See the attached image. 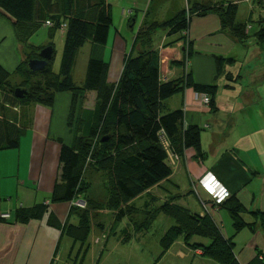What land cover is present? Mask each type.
<instances>
[{"label":"crops","instance_id":"0c3cea01","mask_svg":"<svg viewBox=\"0 0 264 264\" xmlns=\"http://www.w3.org/2000/svg\"><path fill=\"white\" fill-rule=\"evenodd\" d=\"M46 2L37 0L38 11L40 9L37 21L47 20L41 17V13H50ZM106 2L110 3L109 0ZM125 3L132 9L124 10L118 27L113 16L114 44L119 42L118 35L123 37V28L129 27L132 31L131 53H128V47L123 50L113 45L111 50L107 46L103 49V52L110 51L109 60L97 54L110 64V82L119 80L126 56L137 53L133 44L141 29L155 22L166 23L185 10L183 0H125ZM186 4L191 9L195 5L206 8L234 4L237 21L250 22L252 26L247 38L240 41L222 28L215 12L205 15L195 12L188 29L194 52L187 59V49L182 40H178L182 33L170 35L166 31L170 28L161 27L156 33L154 45L160 52L163 82L191 74L198 84L216 83L218 86L211 105H203L192 86L178 91L165 102L169 110L183 109L186 126L202 128L205 157H198L194 148H188L179 161L181 171L175 173L174 168L167 179L126 202L130 209L124 210L123 214L112 209L109 222L103 223L98 219L100 213L95 212V225L100 232L95 240L104 232L109 238L102 250L95 240L97 251L91 247L85 250V243L82 245L68 232H63L65 223L78 226L81 221L79 213L72 212L73 202L52 205L46 196L52 194L60 179V158L56 163L62 143L71 145L69 142L76 136L74 128L80 117L82 125L86 126L84 118L96 107V93L88 94L83 104L77 103L76 119L71 127L73 95L70 91L57 92L52 107L33 103L30 125L23 133L20 145L0 151V213H12L9 220L0 218V264H139V260H144V255L139 258L138 254L143 253L139 247L144 248L140 244L147 228L159 219L164 222L156 240L159 249L163 250V238L175 224L174 219L158 210L166 201L194 215L209 217L224 237L233 241L239 264H264L259 257L264 256V45L255 35L261 28L259 20L264 17V0H186ZM93 9L87 12L95 21L98 10ZM5 22L0 19V65L14 72L25 58L26 45L22 44L14 27L10 31L12 40L7 44ZM32 36L27 44L34 45L30 43ZM100 47L92 42L95 51L100 52ZM208 172L215 174L232 193L223 206L214 204L199 184L200 178ZM161 195L166 199L160 200ZM236 202L244 207L242 216L248 223L238 231L228 209ZM43 204L48 209L39 218L25 223L13 221L17 210ZM151 212L154 214H149ZM52 216L59 227L50 222ZM184 240L181 237L174 241L159 260L160 252L154 247L150 263L172 264L169 258L174 257L189 264H221L204 255L203 247L211 243L209 238L192 236L188 244ZM193 244L204 246L194 248ZM116 253L120 258L113 259ZM124 255H128L126 260Z\"/></svg>","mask_w":264,"mask_h":264},{"label":"trees","instance_id":"16d2710c","mask_svg":"<svg viewBox=\"0 0 264 264\" xmlns=\"http://www.w3.org/2000/svg\"><path fill=\"white\" fill-rule=\"evenodd\" d=\"M85 1L87 6L82 7V0H62L65 16H61L52 5L48 6V15L41 13V17L47 19L44 22H54V27L50 29L61 28L63 23H67L61 69L57 74L53 70L56 54L53 44L49 45L54 48L53 56L45 69L33 72L29 67V60L39 58L40 51L46 47L27 44L44 23L42 20L37 21L40 12L37 0H0V19H7L13 24L20 40L27 47L25 58L14 72L0 65V104L3 105L0 114V151L20 145L21 137L30 125V106L33 103L52 107L57 92L70 91L73 95L69 119L71 127L76 119L77 103L83 104L88 94L95 92L96 107L84 118L86 126L82 125L81 118L77 123L80 133L76 130V144L71 146L62 143L60 179L55 184L52 199L53 202H73L82 198L83 193L90 188L85 171L94 167L110 174L109 204L115 209L167 179L174 172L171 154L182 158L186 149L194 148L198 157H205L202 151V128L197 125L186 126L183 109L169 110L165 102L178 91L192 86L199 94H208L211 105L218 86L216 83L198 84L191 74L163 82L160 52L154 45L158 30L155 26L143 28L137 33L133 44L137 53L126 56L123 72L117 82L109 81V62L92 53L84 86H78L73 78V69L80 49L88 40L96 45L106 44L114 25L112 4L106 0ZM53 3L56 6L57 2ZM93 8L98 10L95 21L87 12ZM211 11L220 17L224 30L240 41L247 38L251 23L237 21V7L233 4L210 5L206 8L195 5L190 12L183 10L164 26L170 28V35L181 34L189 29L195 12L205 15ZM259 23L261 28L255 35L264 45V17ZM187 44L185 59L194 52L192 42L188 40ZM14 75L24 77L23 86L12 82ZM17 87H26L29 93L20 99L15 96ZM6 107L16 110L21 108L18 121L7 117ZM90 201L87 200L89 210L96 209L95 204L99 203ZM47 209L46 204L27 210L19 209L14 213L13 221L28 222L39 218ZM228 209L237 231L248 225L242 216V204L236 202ZM158 210L175 221L163 238L164 251L181 237L188 241L192 236H200L211 240L209 245H202L204 255L221 264H239L233 241L226 239L209 217L194 215L181 206L169 203L162 204ZM72 212L79 213L81 221L78 226L65 223L63 232H68L83 245L91 231L90 211L73 205ZM123 213L121 209L119 215ZM50 222L60 226L53 216ZM202 246L193 244L195 248Z\"/></svg>","mask_w":264,"mask_h":264},{"label":"rangeland","instance_id":"374dc122","mask_svg":"<svg viewBox=\"0 0 264 264\" xmlns=\"http://www.w3.org/2000/svg\"><path fill=\"white\" fill-rule=\"evenodd\" d=\"M46 1H47L46 2L47 4L45 3L46 5H48V6L52 5L57 10V12L59 11V13H61V16H65V11L62 9V4H63L61 2L62 0H46ZM53 2H57L56 6L54 5ZM82 2H83V4H81V6L82 7H86L87 6L86 5L87 2L85 0H82ZM109 2L112 4L113 16H114V18L116 20L117 27H118L119 23L122 21V18L124 16V14H123L124 10L129 11L130 9H132V7H131V5L127 6L126 3H125V0H109ZM183 7L185 9L187 8L186 12L187 11H189V12L191 11V8L189 6L187 7L186 0H183ZM262 11H263V9H262ZM92 12L93 11H91L90 14H92ZM1 20L6 21L5 22V24H6L5 30H7V35H8L7 44H8L12 40V37L10 36V31L12 32V28L14 26L7 19H1ZM53 24H54V22H53ZM164 24L165 23L160 24L159 22H155L154 24H152L150 26L151 27L155 26V27H157L159 29L160 27L161 28H165ZM50 28H52V27H47L45 25V22H44L42 24V26L40 28H38L37 32H35L33 34L32 38L30 40V43H32L34 45L41 46V45H44L46 43H50L51 42L54 45L56 54H55L54 62H53V70H54L55 73L59 74L60 73V69H61L62 56H63V50H64V45H65V37H66L67 27L64 26L63 28L61 27V28L52 29V30H50ZM169 30H166V31L169 32ZM115 32H116V27L113 25L112 28H111L110 35L108 37V42L106 44H104V45H101V47H100L101 51L100 52H97V51H95V49L92 48V41L91 40H88L86 42V44L84 45V47H82L80 49V51H79V53L77 55V59H76V63H75L74 69H73V78H74V80H75V82L77 83L78 86H81V87L84 86V82H85L86 75H87V70H88V64H89V60H90V57H91L92 53H96V54H98V55H100V56H102V57H104V58L109 60L110 59V55H111L110 51L103 52V49L105 48V46H107L111 50V47L113 45H116V47H120L123 50L128 47L127 48L128 53H131V50H132L131 49V46H132V34H131L132 31H131V29L129 27H127V26L124 27L123 28V37H120L118 35L120 43L118 42L116 44H114L115 41H116L115 38H114ZM182 35L183 36H182L181 40H182L185 48L187 49V45H188L187 43H188V40H189L188 34L182 33ZM26 49H27V47H26ZM38 78L39 77L33 78V81H36ZM23 79H24V77L23 78L22 77H18V78L15 77L14 78V76H13L12 77V82L14 84H16L17 86H23V83H24ZM2 106L3 105L0 104V114H2V112H1V107ZM6 110H7L6 114H7L8 118H10L12 120H17V121L19 120L20 113H21V108L19 110L18 109L16 110V109H13L11 107H6ZM76 130L79 131L77 125H75V128H74V135L76 134ZM79 133H80V131H79ZM69 143L71 144V146L75 145L76 144V139L74 138L73 141H71ZM58 162H59V157L57 156L56 165L58 164ZM181 168H182V166L178 163L177 166H176V172L175 173L181 171ZM102 171L103 172H99L94 167H92L89 170L85 171V179L90 183V188L86 192L83 193L82 198H85L86 202H87V200L89 202H92L90 200H93V201H96L97 203H99V204H95L97 208L96 209H92V210H89L88 203H86V206L83 207V208L79 207L80 209L85 210L87 212L90 211L89 212L90 213L89 216L91 217V222H92L91 223L90 234L88 236V239L85 242V250L87 248L91 247L92 248L91 250H93L95 248L94 250L97 251V248H98V247L96 248L97 245H99V247L102 250L105 247V243L107 242V240L104 239L103 241L99 242L100 244H97L98 238L102 237V235L97 237L96 240H95V237L100 233L98 231V227L95 225V220H94L95 219V216H94L95 212H99L100 213L99 216H98V219L100 221H102L103 223H108L110 218H111V214H112V207L109 204L110 195H108V194H110V184H111L110 178H111V176H110V174L107 171H104V170H102ZM157 194H158V191H157ZM46 197H47V199L51 200V204L52 205L53 204H65L66 205V203L68 202V201H56V202H53L51 192ZM165 199H166L165 196L161 195L160 200H165ZM166 203L170 204V202H168V201H166ZM170 205H172V204H170ZM121 209L128 210V209H130V206L127 205V203H125L124 205L120 204L114 210H115V212L119 213ZM149 214H154V212H151ZM114 216L117 217V214L114 213ZM71 221L74 222V220H71ZM112 224H113V222H112ZM163 224H164V222L160 221V219H159V220H157V221H155L153 223L152 227H148L147 230L145 231L146 232L145 237L143 238V240H142V242L140 244V245H143L144 248L143 247H139L140 249H142L143 253H139L138 254L139 258H140V255L143 254L144 255V260L143 261L139 260V264H151L150 261L152 259L151 257H153L152 255H154V252H153V248L154 247H156L158 249V251L160 252V254L158 256V260L162 259V257L164 256V253H163L164 249L163 250L161 248L159 249V247H158V245L156 243V240L158 239V235H159V233L161 231V228H162ZM104 233H106V232H104ZM94 240H95V242L97 244L96 246L94 244ZM184 241L188 244V242L186 240H184ZM173 243H174V241H173ZM189 246H191V245H189ZM116 256L118 258H120V255L116 253V255L113 256V259H115ZM124 258L126 260L128 258V255H126ZM169 262H171L172 264H189L188 261H182V260H179V258H174V257H170L169 258Z\"/></svg>","mask_w":264,"mask_h":264},{"label":"built area","instance_id":"2783aa9c","mask_svg":"<svg viewBox=\"0 0 264 264\" xmlns=\"http://www.w3.org/2000/svg\"><path fill=\"white\" fill-rule=\"evenodd\" d=\"M45 25L47 27H53L54 24L52 21H46ZM67 27V23H64L62 25L63 27ZM184 34H188V30L183 32ZM198 99L202 102L203 105H210L211 98L208 94L205 93H198ZM165 144L168 146L167 142L164 141ZM171 160L174 165V168L176 169L177 164L180 161V157L174 156L171 154ZM199 184L201 187L207 192V194L211 197L212 201L216 205H222L226 200H228L231 196L232 193L231 191L217 178L215 174L212 172L206 173L203 177L200 178ZM86 201L84 199L79 198L78 200L73 201V205L76 207H85L86 206ZM205 205V203H204ZM0 217L2 219H11L12 218V213L10 212H2L0 213ZM109 234L108 233H103L102 237H99L97 240V243L100 244V241H103L104 239L107 240ZM260 259L264 262V256H259Z\"/></svg>","mask_w":264,"mask_h":264},{"label":"water","instance_id":"95a60500","mask_svg":"<svg viewBox=\"0 0 264 264\" xmlns=\"http://www.w3.org/2000/svg\"><path fill=\"white\" fill-rule=\"evenodd\" d=\"M54 48L53 46H46L39 53V58L29 60V67L33 72H39L45 69L49 60L52 59ZM29 93L26 87H17L15 89V96L22 99Z\"/></svg>","mask_w":264,"mask_h":264}]
</instances>
